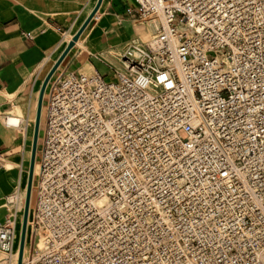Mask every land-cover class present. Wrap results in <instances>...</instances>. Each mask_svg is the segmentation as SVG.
<instances>
[{
    "label": "built area",
    "instance_id": "obj_1",
    "mask_svg": "<svg viewBox=\"0 0 264 264\" xmlns=\"http://www.w3.org/2000/svg\"><path fill=\"white\" fill-rule=\"evenodd\" d=\"M134 1L113 81L46 86L26 264H263L264 0Z\"/></svg>",
    "mask_w": 264,
    "mask_h": 264
},
{
    "label": "crops",
    "instance_id": "obj_2",
    "mask_svg": "<svg viewBox=\"0 0 264 264\" xmlns=\"http://www.w3.org/2000/svg\"><path fill=\"white\" fill-rule=\"evenodd\" d=\"M97 2L0 0V225L9 214L8 198L17 194L24 200L32 164V188L36 183L34 168L39 169L46 129V91L36 127L37 109L48 72L59 61L50 80L90 72L113 81L118 55L126 45L144 42L140 38L152 33L137 24L134 0H101L94 17L66 51ZM10 119H19L20 126H8ZM23 209L15 218L20 228ZM32 243L31 233L24 244L28 254Z\"/></svg>",
    "mask_w": 264,
    "mask_h": 264
},
{
    "label": "water",
    "instance_id": "obj_3",
    "mask_svg": "<svg viewBox=\"0 0 264 264\" xmlns=\"http://www.w3.org/2000/svg\"><path fill=\"white\" fill-rule=\"evenodd\" d=\"M100 3H101V0H98L96 6L94 7L93 11L90 13V15L87 18V20L84 22V24L79 29V31L76 33V35L69 42L66 51L69 50L74 45V43L77 41V39L79 38V36L82 33V31L88 25L90 20L94 17V15L97 12V9H98ZM58 64H59V61L56 63V65L50 71L49 75L46 77V79H45V81H44V83H43V85L41 87L40 94H39V101H38L36 127H37L38 121H39V114H40V110H41L42 98H43L46 86H47L49 80L51 79V77L53 75V72H54V70H55V68L57 67ZM32 174H33V164H32V166L30 168L29 181H28V186H27V191H26V196H25V203H24L23 216H22L21 235H20V241H19L18 262H17V264H21L22 258H23L24 244H25V233H26L28 211H29L30 197H31V190H32Z\"/></svg>",
    "mask_w": 264,
    "mask_h": 264
},
{
    "label": "bare ground",
    "instance_id": "obj_4",
    "mask_svg": "<svg viewBox=\"0 0 264 264\" xmlns=\"http://www.w3.org/2000/svg\"><path fill=\"white\" fill-rule=\"evenodd\" d=\"M151 35H152V33H151ZM49 73H50V71L48 72V74L46 75V77L49 75ZM81 75H83V74H81ZM46 77H45V79H46ZM45 79H44V81H45ZM44 81H43V83H44ZM6 124L8 126H10V127H12V126L13 127H19L20 126V120L19 119H10L8 121V123H6ZM37 170H38V166L36 165V173H37ZM34 171H35V168H34ZM31 196H32V194H31ZM19 198H20L19 204L20 205H23L24 202H25V197H24V200H23L22 197H21V195H19ZM31 203H32V198L30 197V205H31ZM30 217H31V207L29 208V211H28V219H27V226H26V233H25V243H27V241H28L29 229H32V224H31L32 223V220L30 221ZM32 219H33V217H32ZM17 224H18V220L14 224V237H13V243H12V251H13L14 255L12 257V264H15V262H16V253H17V251L19 249V241H20V235H21V228ZM26 252H27V250L24 249V258H23V263L24 264H26V262H27V258L25 257V253ZM263 264H264V258H263Z\"/></svg>",
    "mask_w": 264,
    "mask_h": 264
},
{
    "label": "rangeland",
    "instance_id": "obj_5",
    "mask_svg": "<svg viewBox=\"0 0 264 264\" xmlns=\"http://www.w3.org/2000/svg\"><path fill=\"white\" fill-rule=\"evenodd\" d=\"M137 24H139L141 27H143V28H148V26L147 25H145L143 22H140V21H137ZM150 36H151V34L149 35V38H150ZM149 38H144V37H141L140 39L142 40V41H147ZM75 44V43H74ZM90 74V72H87V73H83V75H89ZM54 78H56V76L54 77ZM53 78V79H54ZM53 79H52V81H53ZM44 113V112H43ZM35 169H36V166H35ZM32 194V193H31ZM31 198H32V203H31V205H30V207H31V217H30V221L32 220V217H33V206H34V192H33V194H32V196H31ZM34 229V227L32 226V229H29V237H28V241H27V243L29 242V240H30V235H31V231ZM27 248H28V245H27ZM31 252H32V249H31ZM30 256H31V253L30 254H28V249H27V252L25 253V257L26 258H30Z\"/></svg>",
    "mask_w": 264,
    "mask_h": 264
}]
</instances>
